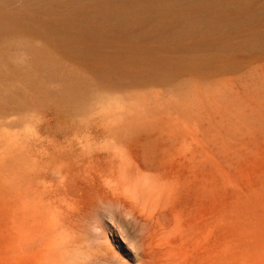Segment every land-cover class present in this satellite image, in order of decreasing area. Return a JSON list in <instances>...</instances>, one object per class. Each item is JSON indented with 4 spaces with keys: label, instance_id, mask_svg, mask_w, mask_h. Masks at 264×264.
<instances>
[{
    "label": "rangeland",
    "instance_id": "1",
    "mask_svg": "<svg viewBox=\"0 0 264 264\" xmlns=\"http://www.w3.org/2000/svg\"><path fill=\"white\" fill-rule=\"evenodd\" d=\"M0 16V264H264V0H0ZM31 146L111 154L90 181L161 180L151 217L103 213L73 257L24 249Z\"/></svg>",
    "mask_w": 264,
    "mask_h": 264
},
{
    "label": "bare ground",
    "instance_id": "2",
    "mask_svg": "<svg viewBox=\"0 0 264 264\" xmlns=\"http://www.w3.org/2000/svg\"><path fill=\"white\" fill-rule=\"evenodd\" d=\"M7 17L0 16V19L9 25ZM143 155L142 159L146 157ZM110 156L72 149L46 148L21 152L18 183L20 240L24 249L44 238L49 256L73 257L77 249L89 248L90 243H94L95 230L101 228L100 234L103 232L99 222L105 212L111 216H133L141 226L146 223L151 213L144 207L150 199L159 196L163 182L154 176L147 180L134 173L117 170L101 181H90L88 171L99 159ZM147 160H143L144 164Z\"/></svg>",
    "mask_w": 264,
    "mask_h": 264
}]
</instances>
